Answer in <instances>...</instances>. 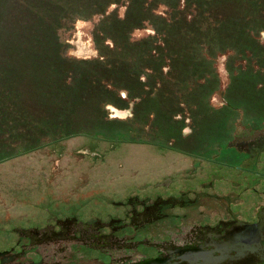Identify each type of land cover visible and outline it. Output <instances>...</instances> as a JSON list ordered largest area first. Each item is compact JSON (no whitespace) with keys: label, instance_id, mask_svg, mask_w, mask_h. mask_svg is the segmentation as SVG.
<instances>
[{"label":"rangeland","instance_id":"obj_1","mask_svg":"<svg viewBox=\"0 0 264 264\" xmlns=\"http://www.w3.org/2000/svg\"><path fill=\"white\" fill-rule=\"evenodd\" d=\"M74 1L0 0V240L20 236L14 231L15 227L53 223L57 216L68 213L67 207L79 219L87 221L95 216L106 217L109 212L116 214L120 202L134 195L143 198L175 195L182 190L197 191L196 206L199 207L190 211L197 213L222 214L223 209L218 208L217 203L227 205L213 197H201L200 191H233L243 195L240 201L231 202L241 209L249 202L254 207L263 205L264 179L250 177L244 172L233 175L229 168L213 167L197 158L236 163L245 153L235 146L246 148L264 143V128L251 132L243 129L249 118L256 120L257 127L264 125L261 124L264 121V58L259 57L256 50L259 44L247 47L250 51L238 46L239 41L228 38L224 43L230 42L237 47L209 59L210 52H220L211 42L215 33L211 26L234 14V7H209L204 9L206 12L202 16L195 1L190 7V0L187 4L186 0H135L130 5L129 11L133 14L143 9L145 19L142 18L138 28L137 22L132 28L124 27L122 33L126 38L116 36L117 47L106 41L108 46L117 53L125 41L139 38L133 44L144 49L139 50L136 61L137 57L151 61L164 55L162 62L155 66H136L140 68L136 73L149 86L145 90L155 96L143 94V99L136 101L138 119L132 122L129 108L126 111L105 103L102 100L111 96L102 93L109 89L105 85H117V94L122 97L126 79L121 74L134 71V63L127 62L119 67L120 70L113 68L114 74L97 68L89 75L78 70L73 62H67L68 59H99L97 57H102L99 48L105 56L104 62L119 65L116 58L108 56L98 34L94 39L93 32L96 35L99 30H106L105 19H115V11L123 17L126 0H111L105 12L115 9L114 17H104L100 24V13L74 18ZM91 1L98 4V0ZM106 1L99 0V3ZM101 7L97 5V9ZM174 19L183 22L179 24ZM190 19L197 23L194 28L201 37H195L183 27L191 25ZM170 20L173 24L168 34L155 29ZM145 34L155 35L154 47L140 39ZM259 35L264 40L262 31ZM79 43L86 46L88 53L82 51ZM169 55L187 64L172 68ZM86 66L88 64H79L81 69ZM148 69L155 70V75ZM183 73L191 80H184ZM85 75H88L86 79ZM230 75H234L233 82L228 85ZM94 79H102L103 84L98 82L93 87L80 89L86 83H95ZM164 84L180 98L179 110L173 108L171 111L174 125L169 123L171 96L157 95ZM214 84L217 86L210 96L207 89L189 94L194 86L211 88ZM66 85L67 89L72 88L71 93L79 89L80 92L67 96ZM229 86L228 96L236 103L233 112L224 107L222 92ZM238 86L241 95L236 92ZM255 87L260 99L250 100ZM129 89L133 91L134 86ZM132 98L135 96L130 100H134ZM116 103L128 106H124V101L116 100ZM149 103L152 105L146 106ZM151 106L155 112L148 121L144 110ZM238 108L243 110L244 118ZM145 120L148 123L144 124ZM184 123L179 134L177 129ZM160 126L165 130L161 131ZM186 127L192 128V133L181 141L179 135L186 136L189 132ZM115 139L130 143L116 144ZM146 141L153 145V142L162 143L179 151L132 143ZM259 158L262 160L257 168L261 169L257 171L264 173V151ZM195 162L197 167H194ZM243 175L246 180L242 179ZM235 178L239 182L237 186L231 184ZM251 180H257L258 189L245 191L247 181ZM209 182L212 188L207 186ZM228 195L233 200V193Z\"/></svg>","mask_w":264,"mask_h":264},{"label":"water","instance_id":"obj_2","mask_svg":"<svg viewBox=\"0 0 264 264\" xmlns=\"http://www.w3.org/2000/svg\"><path fill=\"white\" fill-rule=\"evenodd\" d=\"M0 264H264V217L139 209L0 240Z\"/></svg>","mask_w":264,"mask_h":264},{"label":"trees","instance_id":"obj_3","mask_svg":"<svg viewBox=\"0 0 264 264\" xmlns=\"http://www.w3.org/2000/svg\"><path fill=\"white\" fill-rule=\"evenodd\" d=\"M137 1V0H136ZM189 0H186V4L188 3ZM193 1L196 2V4L198 5L199 9H200V13L202 16H204V13L206 11H204V9H207L209 7L213 8V7H217L220 8L221 6H226V5H231L234 7L235 9V13L232 15H229L228 17H226L225 19L219 20L217 21L213 26H211L213 28V30L215 31V33L213 34V37L211 38V42L216 44V46H214L217 50H219L220 52L214 51V52H210L209 54V59L212 60L214 59V57H216L218 54L223 53L225 51H228L229 49H233L237 46H234L233 43L227 42L224 43V41L226 39H233L234 41H239L241 44H239L238 46H242L243 49H247V47L253 46L254 43L259 44V48H257V52L259 53V57L264 58V41L260 39L259 37V33L261 31H264V0H190V7L192 8L193 6ZM69 2V1H68ZM111 0H108L106 2H102L99 3L98 0V4L91 0H75L74 3L72 4L73 8H74V18L76 17H83V16H87V15H91V14H97L100 13V19H99V24L101 23V21L104 20V17L106 18H112L114 16L115 19L107 20L105 19V22L107 21L106 24V30L105 28L102 30H99L98 33L93 32V37L95 39V37L98 36L100 37V39L103 41V45H105V50H107L109 53L108 56L109 57H114L116 58L119 62L117 66H112L111 63H107L104 62L102 60V58H105V56L101 53L100 49L98 48V51L100 53V55L102 56L97 57L99 59H68L67 62H73L76 65V68L80 71H84L86 73H88L89 75H91V70H96L97 68H104V71H113V68H118L120 66H123L125 63L130 62V63H134L133 64V68L135 69L134 71H126L124 74H121V77L126 79L125 83H123L124 89L127 92V100H130L131 97L135 96V98L132 99H137V98H142V96H144L143 94H148V96H155L150 94V92L145 90V87H149L146 84V80L140 79V76L136 73V71L140 68L136 67V66H150V65H157L160 64L162 62L163 59V54H160V56L158 58H155L154 60L151 61H146V60H141L137 57L136 61V56L139 54V50L142 48L144 49V47H140V45H134L133 42L138 41V39H136L135 41H125V43H123L122 45H120L121 49H119L117 53H113L114 52V48L113 47H109L108 44L106 43V41H111L113 46L117 47V41H116V36H119L121 38H126V35L122 33V30L124 27L126 28H132L133 25L137 22V26L136 28L139 27L140 24H142L143 19H145L143 17V9H138L136 11L135 14L131 13L129 11V7L131 4L135 3V0L133 1H129L126 0L125 3V11H124V15L123 17L117 15V11L116 14L113 16L114 10H111L110 12H105L106 8L109 6V4L111 3ZM102 4V5H101ZM97 5L102 6L100 9H97ZM221 14V13H219ZM155 17H157L156 14H154ZM162 16V15H161ZM143 18V19H142ZM176 22H178L179 24H181L183 21L181 19L176 20L174 19ZM186 21V20H185ZM190 26H183L184 28H188L189 31L195 36V37H201L200 33L197 32L194 28V26H197V23L194 21H191L190 19ZM97 23V24H98ZM96 24V26H97ZM173 23L170 21H168L164 26H162L160 29L155 28L156 30L159 31H165L164 33L168 34L169 32V28ZM120 31H119V30ZM155 35H151V34H145V36L143 38L140 39H144V41L148 42L152 47H154V40ZM116 42H115V41ZM253 40V43H252ZM95 42V40H94ZM96 43V42H95ZM232 44L231 47H229V45ZM129 46H132L131 48H129ZM95 49H97V46L95 45ZM250 50V49H247ZM251 51V50H250ZM151 53H153V51H151ZM171 54V53H170ZM175 55H179L180 57H183L185 55H183V53H174ZM128 56L129 58L126 59L125 61H123L120 58L126 57ZM170 56V55H169ZM258 57V56H257ZM171 64H172V68L177 67V66H183L185 64H187V62L185 60H182L181 58L176 57H171ZM196 62V61H195ZM79 64H88V66H90L91 64H95L94 67H88L86 66V68H79ZM148 72L152 75H155V70L153 69H148ZM96 75V74H95ZM147 76V74H145ZM88 75H85L83 78L86 79ZM184 76V80H186L187 82L190 79L188 74L183 73ZM234 75H230L229 77V82L228 85L231 84L232 82V78ZM73 78H75V76H72ZM91 77V76H89ZM102 79H94L95 83H86L83 86H80V89L84 88V87H93V85H98L99 84H103V82H100ZM215 80H217V76L215 74ZM108 84V83H107ZM227 85V86H228ZM134 86V90L132 91L129 88H132ZM217 85H212L211 88L208 87V85H206L205 87H198L196 88L194 86V88H191L190 93L193 92H202V89H207L209 96L213 93V91L216 89ZM68 87V85L65 86V88ZM105 88H109L108 90H105L104 93H102L103 95L108 94L111 97L110 98H106L103 99L102 101H105V103H113L115 105L121 106L119 104L116 103V100L119 101H124L126 102V100L121 99L118 94H117V85H105ZM80 89L77 92H80ZM67 91H65V95L70 96L71 95H75L76 93H71L72 92V88L67 89ZM159 90V88L157 89ZM229 90V88H228ZM173 89H169V87H166L165 84L162 87V90L160 91V93H158V96H171V102L173 103L171 105V111H173V108L176 109L175 111L179 110L178 107V100H180L179 96L176 95L175 92H173ZM130 93V94H129ZM224 95V98L226 99V103H225V109L228 110H234L236 109L235 106V102L228 96V92H227V88L222 92ZM188 94V95H189ZM187 97V96H184ZM69 99V98H68ZM72 99V98H71ZM149 99V98H148ZM251 99H255V97L251 98L250 96V100ZM260 99V98H259ZM150 101H153L152 99H149ZM234 103H232V102ZM136 105L134 106V119H138L137 118V112H136ZM240 109V108H238ZM174 111V112H175ZM148 110H145V116L148 114ZM139 117V116H138Z\"/></svg>","mask_w":264,"mask_h":264},{"label":"flooded vegetation","instance_id":"obj_4","mask_svg":"<svg viewBox=\"0 0 264 264\" xmlns=\"http://www.w3.org/2000/svg\"><path fill=\"white\" fill-rule=\"evenodd\" d=\"M262 33L264 34V31H262ZM260 37V35H259ZM261 40H263L262 38H260ZM264 41V40H263ZM79 47L82 49V51H85V53H88V50L86 48V46L82 45L81 43H79ZM146 89V87H145ZM226 89V88H225ZM125 91V90H124ZM120 97V96H119ZM224 97V96H223ZM123 100H126L124 106L127 104L128 106H118L121 107L123 109H127L129 108L132 111L131 114V120L136 121V119H134V106L135 104H137L136 101L141 100L140 98L134 99V100H127V94L126 91L125 93L122 94V97H120ZM225 103L227 102L226 99L224 98ZM136 103H135V102ZM150 101V100H149ZM131 102V106L129 105V103ZM145 102V100H144ZM151 102V101H150ZM170 103V106L168 107L170 109L172 103L170 101H168ZM224 103V104H225ZM110 104V103H108ZM113 105V103H111ZM134 104V106H133ZM152 105V103L147 104L146 106H150ZM115 106V104H114ZM130 106V107H129ZM152 108L148 109V114L146 115V119L149 121V119L151 118V116L154 115L155 110L153 109L154 107L151 106ZM163 108L166 107V105L162 106ZM113 108V107H111ZM238 110V109H237ZM240 110V109H239ZM145 111V110H144ZM236 111V110H231V112ZM241 114L243 113V110H240ZM171 112L169 114V123L174 125V120L172 118ZM243 118H244V113L242 114ZM255 118V117H254ZM250 120L248 122H244L243 125V129L247 128L249 129V131H258L259 129L263 130L264 125L263 126H255L254 123H256V120H253L251 118H249ZM148 121H144L143 123L146 124L148 123ZM264 124V121H261V124ZM186 124L184 123V125L181 127H178L179 129H177V132H179V134L181 133V131L183 130V127ZM176 126V124H175ZM248 126V127H247ZM191 127V125H190ZM160 128L161 131L165 130V127H158ZM187 130H189V132L186 134V136L183 135H179V139L181 141H183L184 139L188 138V136L192 133V128L189 129L188 127H186ZM143 129H148V127H144ZM191 130V132H190ZM171 136V135H170ZM169 136H166V138ZM174 137V136H173ZM172 138V137H170ZM124 140L122 139H115L113 142H116V144H119L120 142H122ZM123 143H130V141H124ZM132 143H138V144H146V145H153L150 143V141H146V142H132ZM154 143V147H159V148H167L169 150L172 151H179V149L174 148V147H167V146H163L164 144L162 143ZM235 149L242 151L245 153L244 157L241 158L240 161L233 163L231 161H226L223 159H214V158H205V157H197L200 161H204L205 163H209L215 166H223L226 168H229V170L233 171L234 174L233 175H240L244 173H247L246 175L248 176H254V177H259L260 179H264V173L263 172H259L257 170H260L261 168H257V166H259V163L261 162L262 159L259 158V154L262 153L264 151V143L257 145V144H253V146L250 147H246V148H242L241 146H235ZM178 153H183V152H178ZM240 154V153H238ZM192 157H195L196 155H191ZM260 161V162H259ZM198 163L195 162V166L197 167ZM241 167V168H239ZM228 170V169H227ZM246 175H243V180H246ZM237 178H235V180L231 181V184L233 186H237V184L239 182L236 181ZM241 179V178H240ZM257 180H251V181H247V186L244 188L246 189L245 191H247L248 189H252V190H257L258 189V185L260 184H256ZM208 187L212 188V182H209L207 184ZM193 192V193H192ZM180 191L178 192V194H171V195H154L153 197H148V196H143L140 197L139 195H134V197H126L123 201L120 202L119 204V208H116L115 211H118V213L116 214H121V213H125V212H130V211H134V210H139V209H156V210H170V211H175L176 209H181V211L183 210V212H187L186 210H188L189 212L191 210H195L198 209L199 206H196L197 203V199L199 197H196V194L198 193L197 191ZM233 193L234 198L232 200V198L228 195V193ZM263 192V191H262ZM200 196L201 197H213L214 199L218 200V201H223V203H227V205H223L221 203H217V207L218 208H222L223 212L222 214L224 215H238V216H252V217H264V204L263 205H259L257 207H254L253 203L249 202L248 206L244 205L243 208H237V205L234 204V206L232 205V201H240L244 196L239 195L238 193H235L233 191H228L227 193H218V192H206V191H200ZM191 194V195H190ZM245 200V199H244ZM118 201V200H117ZM113 202V201H111ZM240 204V203H239ZM117 205V204H115ZM241 205V204H240ZM239 205V206H240ZM121 206V207H120ZM68 210V213L64 214V216H57V218L55 219V221H51L48 223H44V224H40V225H32V226H28L27 228H22V227H15L14 231H16L18 234L17 235H26V234H31V233H35V232H40V231H44V230H49V229H53V228H58V227H62V226H67V225H71V224H76V223H80V222H85L87 220L85 219H79V217L76 215V213H73L74 211H72L71 209L69 210V207L66 208ZM72 211V212H71ZM71 212V213H70ZM199 213H203V211H198ZM116 214H112V212H109L108 216H112V215H116ZM107 217V216H106ZM98 218H103V217H99V216H95L92 220L94 219H98Z\"/></svg>","mask_w":264,"mask_h":264},{"label":"crops","instance_id":"obj_5","mask_svg":"<svg viewBox=\"0 0 264 264\" xmlns=\"http://www.w3.org/2000/svg\"><path fill=\"white\" fill-rule=\"evenodd\" d=\"M228 88H229V90L227 89V92H228V95H229V93H230V86ZM254 89H256V87L255 88H252V91H254V93H252L251 96H254L255 99H259L258 95L255 93L257 90H254ZM236 92H239V94L241 95V91H240V87L239 86L236 88ZM255 94H256V96H255Z\"/></svg>","mask_w":264,"mask_h":264}]
</instances>
